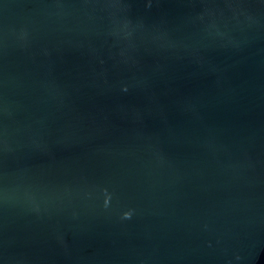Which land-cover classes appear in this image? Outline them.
Segmentation results:
<instances>
[{
    "label": "water",
    "instance_id": "95a60500",
    "mask_svg": "<svg viewBox=\"0 0 264 264\" xmlns=\"http://www.w3.org/2000/svg\"><path fill=\"white\" fill-rule=\"evenodd\" d=\"M0 264H264V0H0Z\"/></svg>",
    "mask_w": 264,
    "mask_h": 264
}]
</instances>
